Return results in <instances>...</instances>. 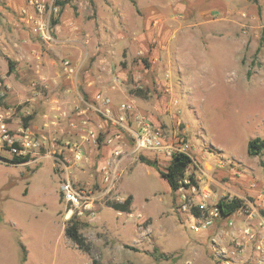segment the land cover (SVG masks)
<instances>
[{
    "label": "rangeland",
    "instance_id": "374dc122",
    "mask_svg": "<svg viewBox=\"0 0 264 264\" xmlns=\"http://www.w3.org/2000/svg\"><path fill=\"white\" fill-rule=\"evenodd\" d=\"M134 1L0 0V122L12 134L47 138L26 163L0 160V264H224L219 252L229 254L237 240L243 251L231 261L256 264L264 151L250 157L247 145L264 140V0ZM42 25L48 38L34 32ZM97 94L111 101L114 118L131 105L167 136L184 137L193 159L186 176L208 204L237 198L253 219L245 213L233 227L220 221L193 232L179 194L140 162L164 170L169 160L153 152L124 148L116 180L103 185L98 169L116 127L98 111ZM67 143L82 147L86 162L65 161L73 157ZM66 175L92 211L68 212L59 189ZM128 197L129 214L109 207ZM72 217L89 254L64 233ZM246 229L252 240L242 239Z\"/></svg>",
    "mask_w": 264,
    "mask_h": 264
},
{
    "label": "built area",
    "instance_id": "2783aa9c",
    "mask_svg": "<svg viewBox=\"0 0 264 264\" xmlns=\"http://www.w3.org/2000/svg\"><path fill=\"white\" fill-rule=\"evenodd\" d=\"M34 32L39 35L40 38H48V27L42 25L34 29ZM67 67V63H65ZM96 102L98 103V111L103 114L107 119L111 120L112 127L115 130L107 135L106 145L112 146V149L99 169L98 173L102 174V184L105 186H112L116 180L118 169L123 159L129 154H139L142 152H153L161 155L164 159L169 161L174 155L184 154L190 156L191 145L185 142V138L182 136L169 137L167 134L163 133V130L156 126L149 118L140 115H135L131 105L123 104L119 106L118 111L123 115L114 118L112 116L111 101L101 95L96 96ZM129 120L130 123L134 124L133 127L127 124ZM83 126L80 127L82 131H86L85 125L87 122L82 123ZM74 125H72L73 127ZM94 131H89L87 139L92 143H96V136ZM47 138L44 134H34L29 131H20L17 134H12L11 130L2 122H0V160L10 161L14 158L23 159L30 157L33 153L39 151L42 147L46 145ZM69 143L66 144L67 149L72 153V159L66 160L68 163L71 161L73 164L78 166L82 162H86L85 151L82 147L74 145L69 147ZM124 148H130V152L127 153ZM193 162V159H192ZM188 171V170H187ZM186 171V173H187ZM185 173L184 180L182 181L181 187L176 191L180 196L181 209L186 212L188 216L192 217L195 223L192 225L191 229L195 233H201L205 230L211 228L216 222H226L229 227H233V218L242 216L248 213V208H240L231 216L223 217L220 214V210L215 206H210L208 204L209 195L207 193H200L196 181L194 183L187 177ZM193 176V175H192ZM60 193L65 203L69 204V213L73 210H78L79 212L92 211L93 204L89 202H83L87 200L88 197L83 190L73 187V184L68 179V175L65 176L64 180L60 183ZM233 198H227L231 201ZM116 202H123L122 200H117ZM244 206V205H243ZM196 209L197 214L193 213ZM255 216L254 212L248 213L247 218L253 219ZM68 217V216H66ZM260 229L264 230V220L259 221ZM241 237L243 240L249 241L253 239V235L250 234L249 230H243L241 232ZM236 248L228 254H225L224 250L219 252L224 264H234V256H239L241 247L243 244L241 240H237L235 244ZM239 247V248H238ZM238 249H240L238 251ZM258 256L256 259V264H264V248H256ZM242 260L239 261L240 264H246L243 256L240 257Z\"/></svg>",
    "mask_w": 264,
    "mask_h": 264
},
{
    "label": "trees",
    "instance_id": "16d2710c",
    "mask_svg": "<svg viewBox=\"0 0 264 264\" xmlns=\"http://www.w3.org/2000/svg\"><path fill=\"white\" fill-rule=\"evenodd\" d=\"M133 6H135L134 0H128ZM253 3H257V0H248ZM68 4L67 1L65 2H55V5L58 7H63ZM55 22H53L54 24ZM264 35L261 37V44H263ZM9 69L10 71L13 70V64L9 61ZM31 118L25 119L24 127L26 128V122L29 121ZM264 151V140L256 138L248 142L247 145V152L250 157H254L259 155ZM29 160V157L18 159L14 158L8 161L10 164H23ZM140 162L146 166L154 167L158 174L163 178L168 186L170 187L171 191L175 193L181 187L182 181L184 180L185 173L188 170L189 166L192 164V159L184 154H177L172 157L169 161L168 165L164 168V170H160L155 162L147 160L146 158L140 156ZM190 180L194 183V178L191 176ZM131 204H132V197H128L124 202H112L109 204V207L112 208L116 212L120 213H130L131 212ZM217 207L220 210V214L223 217L231 216L237 210L243 207V201L237 198H233L231 201L225 199H221L217 203ZM194 214H197L196 209L193 210ZM82 224L77 220L75 217H72L67 221V224L64 229V233L66 237L83 253L89 254L91 249L90 245L87 244L85 238L82 236L81 230ZM92 264H102L96 261H93Z\"/></svg>",
    "mask_w": 264,
    "mask_h": 264
},
{
    "label": "crops",
    "instance_id": "0c3cea01",
    "mask_svg": "<svg viewBox=\"0 0 264 264\" xmlns=\"http://www.w3.org/2000/svg\"><path fill=\"white\" fill-rule=\"evenodd\" d=\"M97 95H98V94H97ZM97 95H96V96H97ZM104 95H105V94H103V95L101 94V96H103V97H104ZM96 96H95V98H96ZM253 253L258 254L257 251H254Z\"/></svg>",
    "mask_w": 264,
    "mask_h": 264
}]
</instances>
